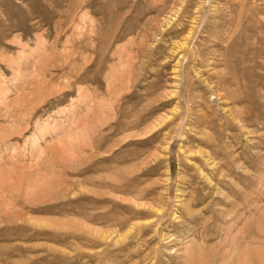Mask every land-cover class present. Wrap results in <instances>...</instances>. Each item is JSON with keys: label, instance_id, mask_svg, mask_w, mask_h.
<instances>
[{"label": "rangeland", "instance_id": "obj_1", "mask_svg": "<svg viewBox=\"0 0 264 264\" xmlns=\"http://www.w3.org/2000/svg\"><path fill=\"white\" fill-rule=\"evenodd\" d=\"M262 219L264 0H0V264H264Z\"/></svg>", "mask_w": 264, "mask_h": 264}, {"label": "bare ground", "instance_id": "obj_2", "mask_svg": "<svg viewBox=\"0 0 264 264\" xmlns=\"http://www.w3.org/2000/svg\"><path fill=\"white\" fill-rule=\"evenodd\" d=\"M201 124V123H200ZM205 143V142H204ZM206 144V143H205ZM207 145V144H206ZM202 158H201V164H202V167L204 168H207V169H211V168H213V165H212V163L210 162V159H209V155H207L206 153H202ZM198 158V157H197ZM200 158V157H199ZM198 160V159H197ZM197 169V171H198V173L201 175V174H203V169L202 168H196ZM197 173V172H196ZM203 176H204V174H203ZM194 178V177H193ZM204 177H202V179H203ZM201 179V180H202ZM205 179V178H204ZM207 179V178H206ZM208 182H210V181H208ZM202 184H204V183H202ZM201 184V185H202ZM210 184V183H209ZM211 185V184H210ZM195 186V185H194ZM209 186V185H208ZM212 186V185H211ZM205 188V187H204ZM201 189V188H200ZM207 189V188H206ZM199 190V189H198ZM198 192V191H197ZM196 192V194L198 195V193ZM192 193V192H191ZM204 195V194H203ZM189 196H190V194H189ZM196 198V200L199 198H197V196H195ZM205 197V196H204ZM191 198H193V197H191ZM194 199V198H193ZM195 200V201H196ZM201 201H202V199H201ZM189 202V201H188ZM193 202V201H192ZM187 204V203H186ZM198 205V204H197ZM186 210V209H185ZM192 216V215H191ZM262 220H264V219H262ZM263 222V221H262ZM262 227V226H261ZM260 228V227H259ZM256 230H257V228H256Z\"/></svg>", "mask_w": 264, "mask_h": 264}]
</instances>
